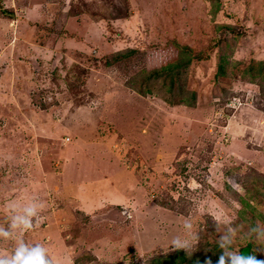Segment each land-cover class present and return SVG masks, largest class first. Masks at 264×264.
I'll return each instance as SVG.
<instances>
[{
  "label": "rangeland",
  "instance_id": "obj_1",
  "mask_svg": "<svg viewBox=\"0 0 264 264\" xmlns=\"http://www.w3.org/2000/svg\"><path fill=\"white\" fill-rule=\"evenodd\" d=\"M33 196L60 264H215L264 227V0H0V224Z\"/></svg>",
  "mask_w": 264,
  "mask_h": 264
},
{
  "label": "clouds",
  "instance_id": "obj_2",
  "mask_svg": "<svg viewBox=\"0 0 264 264\" xmlns=\"http://www.w3.org/2000/svg\"><path fill=\"white\" fill-rule=\"evenodd\" d=\"M5 207L9 219L6 225L0 224V240H14L15 246L10 252L0 251V264H60L58 260L50 257L49 250L43 243H28L19 235L32 230L37 222L42 221L40 212L45 209V203L33 196L25 201L9 200ZM185 227L190 228V225L186 223ZM237 238L264 243V227H251L239 237L234 227H227L217 239L222 251L215 264H264V260L255 255L246 256L233 250L232 246ZM174 243L177 247L185 246L179 239ZM205 264L213 262L207 259Z\"/></svg>",
  "mask_w": 264,
  "mask_h": 264
},
{
  "label": "trees",
  "instance_id": "obj_3",
  "mask_svg": "<svg viewBox=\"0 0 264 264\" xmlns=\"http://www.w3.org/2000/svg\"><path fill=\"white\" fill-rule=\"evenodd\" d=\"M180 52L181 55H184V53L186 52L185 55H188L189 51L187 49V47H179L176 46ZM190 54V53H189ZM191 55V54H190ZM192 58L189 57H184V58H180L179 61H177L176 63L173 64L174 69L179 72L178 70H181L182 68H186L189 63L191 62ZM172 66H166L156 72H154V75H160V74H165V72L169 73L171 70ZM156 73V74H155ZM171 83H173V80L171 79ZM189 97L195 99V93L194 92H189ZM245 249H247L248 251H250V246H246Z\"/></svg>",
  "mask_w": 264,
  "mask_h": 264
}]
</instances>
